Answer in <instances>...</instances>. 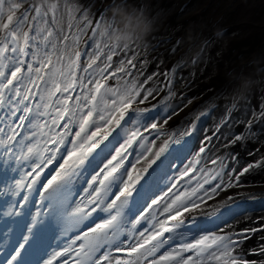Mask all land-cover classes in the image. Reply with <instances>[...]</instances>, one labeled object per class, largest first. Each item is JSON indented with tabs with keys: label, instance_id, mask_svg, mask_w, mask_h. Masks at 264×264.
<instances>
[{
	"label": "snow or ice",
	"instance_id": "obj_1",
	"mask_svg": "<svg viewBox=\"0 0 264 264\" xmlns=\"http://www.w3.org/2000/svg\"><path fill=\"white\" fill-rule=\"evenodd\" d=\"M77 12H80L79 19L76 17ZM65 15L69 21L76 20L74 32L71 31L73 24L69 23V32L65 34L61 23ZM92 25L93 20L88 10H81L70 0H42L40 4L32 3L31 0H0V164L10 168L14 163L17 166L15 172L19 173V179L13 176L10 182L0 183V195L3 197L0 199V253L3 254L0 264H53L57 257L73 251L71 245L60 251H47L46 221L54 220L58 229H61L62 215L71 205H66L62 211L45 195V190H55L54 186L59 182L65 178L71 180L73 177H90L83 181L88 187H83L82 198L71 213L75 217V223L87 221L77 237L83 242L75 249L74 264H112L110 253L103 249V244L116 238L117 229L114 222L120 207L128 204L129 197L131 205L128 213L135 217L132 220L135 227L139 217L144 215L145 206L151 207L147 201L151 199L152 204L157 202L152 199V195L159 187L160 181L166 178L174 167L180 178L188 177L190 182L195 178L194 170L200 165L204 155L214 151L211 137L206 138L198 149L196 148L197 137L193 136V125L192 129L180 134L181 137L189 136L192 139L181 143L179 139L172 140L169 136L155 152L154 158L145 161V164L151 166L155 159L166 153L150 172L147 167H142L135 174L126 167L120 171L126 159V150L138 137L145 139L141 134V127L136 126L132 116L129 115L127 120H124V117L142 90L147 92L144 100L152 95V90L142 88L136 80L126 84L122 90L106 88L108 77L105 73L111 67L110 62L115 52H105L93 41L90 45L92 52L83 53L88 56L82 68L86 75H77V70L81 68L82 54L79 44L89 28H92L93 32ZM101 56L105 59L97 64ZM131 63V60L121 61L112 75L116 72L129 75L130 70L126 65ZM77 88L81 92L73 97L71 93ZM108 93L118 96L111 105L105 99ZM37 97L42 103L36 105L37 111L33 114L29 101ZM70 101L74 102L70 104ZM41 107L43 111L39 110ZM134 111L143 112L147 109ZM256 115L253 113L254 119ZM259 115L264 117V109ZM37 116L50 117V123H38L35 118ZM61 120L65 121L62 125L64 131L56 133L54 129L59 126ZM121 120H124V124H121ZM154 120L155 116L145 117L143 131L156 129V123H147ZM129 123L133 124L132 128L125 127ZM74 124L78 125V130L72 135L71 127ZM45 128L48 132L44 131ZM29 129L36 131L29 135ZM113 131L115 135L112 139L100 147L101 142ZM121 132L124 134L122 143ZM69 136H72V139L66 142ZM36 137H44L45 145L49 142L57 147L65 145L59 157L53 152L52 158L47 160L48 164L52 163V159H56L57 163L64 161L59 163V168L54 166V175L49 172L51 179L47 176L40 177L42 168L39 164H27L32 170L21 171L34 151L43 157V152L37 149L41 141L37 139L36 144L30 143ZM241 138L236 136L235 140ZM169 141L177 146L169 149ZM190 156H193L191 160ZM137 162L139 163V157ZM212 163L217 164L218 161L213 159ZM219 166L220 171L215 175L206 173L202 167L199 169L205 176L203 184H209L212 179L219 178V183L212 187L210 192L204 189L201 193L203 184L197 181L190 191L176 195L171 204L164 208L174 223L169 226L168 219L158 220L157 224L152 225L153 230L147 237L141 232L142 240L138 239L136 243L123 249L128 259L117 261L116 264H141L148 257L151 259L147 260V264H264V245L255 250L248 249L245 240L250 237L245 231L225 232L219 224L215 225L219 231H213L207 224L197 222L195 216H192V227L186 229L192 233L191 241L175 248L169 245L163 254L156 255L157 250L168 244V239H171H166L164 233H173L185 224V219H178L182 213L191 215L192 211L199 207L197 201H202L204 197L211 198L217 194L218 189L236 187L240 176L257 165L249 164L235 177L226 176L223 160L219 161ZM132 167L135 169V165ZM189 173H193V176H189ZM233 180L236 183H233ZM22 189L24 191H21ZM77 191L80 194L79 190ZM33 193H39L44 199V204H47V207L41 205L39 210L45 214L44 218L31 211V204H41ZM109 193L111 197L108 196ZM228 199L231 200L232 197ZM114 207L117 213L115 215L109 212ZM97 208L108 213V218L101 219L98 215L93 217L92 213ZM222 223L228 225L227 220ZM152 241L155 243L146 247ZM116 251L122 249L117 248ZM98 253L102 254L97 255ZM250 253L259 255L260 259H247ZM62 264H68V261L65 260Z\"/></svg>",
	"mask_w": 264,
	"mask_h": 264
},
{
	"label": "bare ground",
	"instance_id": "obj_2",
	"mask_svg": "<svg viewBox=\"0 0 264 264\" xmlns=\"http://www.w3.org/2000/svg\"><path fill=\"white\" fill-rule=\"evenodd\" d=\"M31 2L40 4L42 0H31ZM70 2L75 3L81 10H88L94 29L92 32V28H89L79 44L82 54L81 68L77 70V75H86L82 68L88 56L83 53L92 52L90 45L93 41L105 52L107 50L115 52L110 62L111 67L105 73L108 77L106 88L122 90L126 84L136 80L142 88L152 90V95L146 100L143 97L147 92L142 90L137 101L130 106L124 117V120H127L129 115L132 116L136 126L141 127V134L145 139L138 137L126 150L124 153L126 159L120 171L126 167L135 174L142 167H147L150 172L166 153L155 159L151 166L145 164V161L154 158L155 152L169 136L172 140L179 139L181 143L192 139L189 136L181 137L180 134L192 129L193 125H195L193 136L197 137L196 148L198 149L208 137L212 138L214 148V151L205 154L201 159L200 165L194 170L195 178L190 182L188 177L180 178L174 167L172 172L160 181L159 187L152 195V199L157 202L152 204L151 199L147 201L151 207L145 206L144 215L139 217L135 227L132 224L135 217L123 218L120 245L106 249L111 259L115 258L111 253L113 250L120 248L123 251L138 239L142 240L141 232L147 237L153 230L152 225L157 224L158 220L168 219L169 226L174 223L164 208L171 204L176 195L186 193L195 187L197 181L203 184L205 176L204 173L199 172L201 167L210 175L219 172L220 160H223L225 165L223 171L226 176L232 177L239 175L249 164L257 166L240 176L236 187L218 189L217 194L211 198L204 197L202 201H197L199 207L193 210L191 215L185 212L178 219H185L189 228L192 227V216H195L197 222L207 224L213 231H219L216 224H219L225 232L245 231L250 237L245 240V245L250 250L264 245V117L259 115L264 109V0H70ZM76 17L79 19L80 12L76 13ZM61 23L65 34L69 32V23L73 24L71 31H75L76 20L69 21L65 15ZM104 59L105 57L101 56L97 64ZM127 60L132 62L131 65H126L130 74L116 72L112 75L120 62ZM80 92L81 90L77 88L71 95L75 97ZM105 99L111 105L118 96L108 93ZM73 102L70 101V104ZM29 103L35 114L36 105L42 102L37 97L30 99ZM134 109H147V111L138 112ZM39 110L43 111V108ZM253 113L257 114L255 119ZM149 115L155 116V120L147 123L154 122L157 128L143 131L145 117ZM35 118L40 124L45 121L50 123L51 119L48 116ZM124 120H121V124H124ZM64 123L65 121L61 120L54 131L63 132ZM125 127L132 128L133 124L129 123ZM77 130L78 125H72V135ZM34 131L36 129H29V135ZM44 131L48 132V129L45 128ZM113 135L115 131L101 142L100 147L108 143ZM236 136L242 138L235 140ZM37 139L41 141L37 149L43 152V157L34 151L21 171L32 170L27 164H39L42 168L40 177L47 176L51 179L49 172L54 175V166L59 168V163L64 161L60 160L57 163L56 159H52V163L48 164L47 160L52 158L53 152L59 157L65 145L61 144L57 147L51 142L45 145L44 137L33 138L30 143L36 144ZM71 139L72 136L67 137L66 142ZM123 139L124 134L121 132V143ZM68 146L70 147V144ZM176 146L169 141V149ZM192 158L193 156L189 157L190 160ZM213 159L218 163L213 164ZM16 167L14 163L10 168L0 164V183L10 182L13 176L19 179V173L15 172ZM189 176H193V173H189ZM85 179L90 177H85L77 183L76 177L71 180L65 178L54 186L55 190H45V195L50 197L62 211L66 205H71L67 208L70 215L62 216V230L71 225L87 222L77 224L75 217L71 215L73 208L82 198L83 187H88L83 182ZM142 180L143 177L141 182ZM217 183L219 178L212 179L209 184H203L201 193L204 189L210 192ZM233 183L236 181L233 180ZM34 195L41 204H31V211L33 214H43L44 217L45 214L39 210L41 205L47 207V204H44V199L39 193ZM108 196L111 197V193ZM228 197L232 199L229 200ZM0 199H3L2 195ZM224 204L226 206H222ZM95 213L101 219H106L107 213L100 211L99 208L92 213V216ZM224 213L227 215L224 216ZM137 215L139 216V213ZM222 216L224 218H221ZM223 220L228 221L227 226L222 223ZM46 224L57 226L54 220H48ZM47 233V251L62 250L71 245L73 251L65 253L63 259L76 258L75 247H78L82 240L67 236L66 232L61 235L56 232ZM191 239L192 237L181 240L171 247H179L184 242H190ZM152 243L155 241L150 242L146 247H150ZM105 246L103 244V247ZM167 248L158 249L156 255L163 254ZM99 254L102 253L97 255ZM122 258L124 261L128 259L125 252ZM246 258L259 260L260 256L250 253ZM150 259L151 257L147 258ZM147 260L142 261L141 264H147Z\"/></svg>",
	"mask_w": 264,
	"mask_h": 264
},
{
	"label": "clouds",
	"instance_id": "obj_3",
	"mask_svg": "<svg viewBox=\"0 0 264 264\" xmlns=\"http://www.w3.org/2000/svg\"><path fill=\"white\" fill-rule=\"evenodd\" d=\"M149 31H150V29H149Z\"/></svg>",
	"mask_w": 264,
	"mask_h": 264
}]
</instances>
